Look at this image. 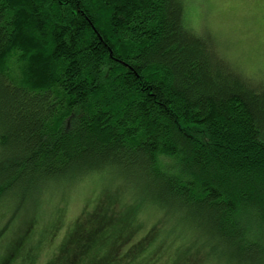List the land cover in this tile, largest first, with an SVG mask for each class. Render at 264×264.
<instances>
[{
	"label": "trees",
	"instance_id": "obj_1",
	"mask_svg": "<svg viewBox=\"0 0 264 264\" xmlns=\"http://www.w3.org/2000/svg\"><path fill=\"white\" fill-rule=\"evenodd\" d=\"M190 2L0 0V264H264V81Z\"/></svg>",
	"mask_w": 264,
	"mask_h": 264
},
{
	"label": "rangeland",
	"instance_id": "obj_2",
	"mask_svg": "<svg viewBox=\"0 0 264 264\" xmlns=\"http://www.w3.org/2000/svg\"><path fill=\"white\" fill-rule=\"evenodd\" d=\"M190 3L189 7L195 6L191 10L194 14L193 25L204 35L210 32L222 41L224 53L244 73L264 81V4L260 0H192ZM94 181L77 186L79 188L73 191L75 193L65 204L62 203L67 210L66 220L73 221L88 199H96L98 188L92 184ZM7 236V231L0 235L1 242ZM56 246H48L45 250L47 257Z\"/></svg>",
	"mask_w": 264,
	"mask_h": 264
},
{
	"label": "snow or ice",
	"instance_id": "obj_3",
	"mask_svg": "<svg viewBox=\"0 0 264 264\" xmlns=\"http://www.w3.org/2000/svg\"><path fill=\"white\" fill-rule=\"evenodd\" d=\"M261 4H264V0H260Z\"/></svg>",
	"mask_w": 264,
	"mask_h": 264
}]
</instances>
